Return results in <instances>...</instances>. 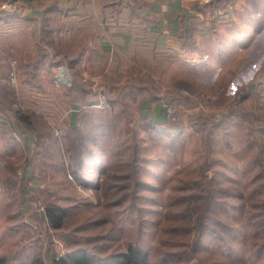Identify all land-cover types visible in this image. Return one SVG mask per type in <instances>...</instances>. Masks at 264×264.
<instances>
[{
    "label": "rangeland",
    "instance_id": "rangeland-1",
    "mask_svg": "<svg viewBox=\"0 0 264 264\" xmlns=\"http://www.w3.org/2000/svg\"><path fill=\"white\" fill-rule=\"evenodd\" d=\"M255 5L264 18V0ZM27 26L0 56V255L51 264L78 247L106 255L139 242L155 264H263L264 28L249 43L248 26L230 27L207 70L208 53L200 67L192 58L202 57L182 54L154 70ZM66 66L71 81L58 83ZM154 99L178 137L153 127ZM66 133L77 137L79 167L70 142L58 147ZM50 204L65 209L59 227ZM201 215L208 227L193 248Z\"/></svg>",
    "mask_w": 264,
    "mask_h": 264
},
{
    "label": "crops",
    "instance_id": "crops-1",
    "mask_svg": "<svg viewBox=\"0 0 264 264\" xmlns=\"http://www.w3.org/2000/svg\"><path fill=\"white\" fill-rule=\"evenodd\" d=\"M4 1L7 0H0ZM14 1L18 3L16 9L0 12V56L6 54L4 49H18L16 44L19 47L21 32L27 25L32 33L44 24L49 25L47 31L52 32V25L57 23L61 27L53 31H59L65 44L70 46L81 48L82 43H86V48L94 46L108 57L119 55L126 62L136 58L154 70L181 61L182 54L202 57L208 53V63L202 64V69L207 70L214 62L213 41L229 34L230 27L235 24L248 26L252 32L249 43L256 32L264 28V18L251 13L259 9L255 5L258 0H227L225 4L216 0ZM184 36L188 40L185 48ZM89 55L86 51L78 58L79 63ZM194 63L192 67H200ZM148 95L143 94L146 102ZM150 101L152 116L163 121L164 102L160 99ZM4 136L5 127L0 124V137Z\"/></svg>",
    "mask_w": 264,
    "mask_h": 264
},
{
    "label": "trees",
    "instance_id": "trees-1",
    "mask_svg": "<svg viewBox=\"0 0 264 264\" xmlns=\"http://www.w3.org/2000/svg\"><path fill=\"white\" fill-rule=\"evenodd\" d=\"M214 1H212V2L214 3ZM216 1L219 3L223 2V4H225L227 2V0H216ZM47 26H49V25L44 24L42 26V28L40 29V32H43L44 34L54 32L53 28H52V32L47 31V28H48ZM52 27H55V25H52ZM75 36L77 37L76 33H75ZM58 37H61V35H59ZM187 41H188L187 36H184L182 39L184 48L186 46ZM85 45H86V43L85 44L82 43V47H81L80 52H84L87 49ZM95 49L99 52V54L101 53V54L105 55L104 52L100 51L96 47H95ZM78 58L79 57H73L70 60L69 65L70 66L79 65ZM161 99L164 101H167L168 103L172 102V101H170V97L168 98V97H166V95L161 97ZM19 119L27 127H29V128L34 127L33 125H34L35 121L32 119L31 115L23 114V115L19 116ZM221 119L222 118H220V120ZM220 120L218 119L216 122H212V123L213 124L214 123H223ZM170 122L171 121L168 118L167 119L165 118L164 121H155V122L153 121L152 123L154 124L153 127L156 128L159 132L166 134V135H169L172 138H176L179 136V133H181V126H179V128H178V126L175 127ZM102 124H103L102 122L96 123L95 127L91 131V134H89V137L94 138L95 133H96L95 132L96 126H98V125L100 126ZM65 137L66 138H64V140L62 138L60 139L63 142L58 140L57 137H55L54 139H56L55 141L57 142V145L60 141V144L58 146L59 148H63V144L67 145L70 142L69 146H70L71 150H74L75 154L77 153L75 156V158L77 157V159H75V161H76V165L79 167V165L82 162V159H81L82 157L81 156L78 157L79 148H77L75 145L77 137H74L73 135H69L67 133H66ZM80 152H79V154H80ZM64 214H65V209L63 207H60L56 204L46 205V216L48 217L52 226H54V227L61 226ZM205 215H201V217L197 218V221H196L197 234H196V237L194 240L195 245L193 246V248L197 247L203 241L201 236H202L203 228L207 225V223L204 221ZM263 221H264V219L261 220L262 224H263ZM207 227H208V225H207ZM263 245H264V243H263ZM176 258H178V257H176ZM164 260H165V258H164ZM0 264H9L7 256L0 255ZM30 264H47V263H44V261L40 257L34 256L31 259ZM51 264H155V263L151 260L149 253L144 248H142L140 243L134 242V243H129L125 250H122L119 252L108 253L106 255H97L87 248L78 247L69 253H65V254H62L58 257H54L52 259ZM196 264H201V263L198 261V263H196Z\"/></svg>",
    "mask_w": 264,
    "mask_h": 264
},
{
    "label": "built area",
    "instance_id": "built-area-1",
    "mask_svg": "<svg viewBox=\"0 0 264 264\" xmlns=\"http://www.w3.org/2000/svg\"><path fill=\"white\" fill-rule=\"evenodd\" d=\"M17 4L18 3L14 0H7L4 2H0V12L5 11V10H13V9L17 8ZM203 59H206V55L202 58H199V59H197L196 57L192 58V62L197 63L199 61H202ZM55 81H57L58 83H66V84L70 83L71 76L69 74L67 66L61 67L59 69V71L56 72ZM166 110H167L168 115H171L174 111V107L171 104H167Z\"/></svg>",
    "mask_w": 264,
    "mask_h": 264
}]
</instances>
